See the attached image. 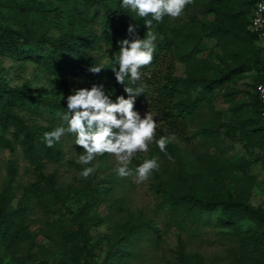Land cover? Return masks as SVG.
I'll use <instances>...</instances> for the list:
<instances>
[{"label":"trees","instance_id":"16d2710c","mask_svg":"<svg viewBox=\"0 0 264 264\" xmlns=\"http://www.w3.org/2000/svg\"><path fill=\"white\" fill-rule=\"evenodd\" d=\"M257 1L81 0L89 24L95 27L86 32L85 38L72 32L51 36L49 27L40 32L27 26L17 30L0 22V53L18 61H35L53 75H69L103 96L93 100H50L34 95L25 84L10 87L0 74V126L3 130L13 128L12 139L0 133V150L9 152L5 165L7 179L0 188V234L5 233L10 242L31 235L26 223L33 207L31 194L45 189L57 199L66 191L58 181L56 170L48 173L43 170L44 159L56 163L61 158L54 123L67 124L81 144L100 145V158L112 153L125 155L132 146L133 118L145 110L154 116L155 123L147 126L146 157L137 156L135 161L148 169L150 187L161 198V207L166 208L170 218L217 211V224L222 228H234L221 230L220 234L238 242V263L264 264V207L250 203L246 182L238 180L232 189L224 184L212 185L210 193H198L197 182L187 172V165L180 161L181 149L175 141L177 138L210 136L221 128H226L225 135L230 139H240L237 126L230 122L212 121L194 130L189 127L197 110L204 101L211 102L219 87L252 71V108L238 126L245 134L244 146L251 154L256 146L264 149V123L254 91L258 83L264 84V46L258 42L264 38V29L254 32L249 28ZM173 6L182 10L191 6L202 7L212 17L207 30L199 34L188 26L168 27L166 23ZM0 10H28L43 15L51 12L49 2L43 0H0ZM190 19L195 20V17ZM161 35L165 36L162 44ZM203 38L214 40L225 51L233 47L241 48V51L233 53L234 61L224 64L223 68L209 64L198 57ZM147 39L154 45L148 46ZM99 40L114 51L109 64L100 62L91 54ZM176 62L206 73L197 80L200 90L196 94H190L191 86L186 77L175 74ZM211 69L217 71L215 76L209 75ZM234 112L236 114V108ZM39 120L47 123L42 124ZM16 146L35 174V181L18 194L15 192L19 168ZM87 149L84 164H73L82 172L85 194L90 195L98 186L112 184L114 178L112 173L97 178V174L91 171L90 162L96 151H92L91 146ZM156 156L179 162L173 179L163 178L159 173ZM208 161L218 177L227 173L217 156L208 155ZM240 163L246 166L244 161ZM74 193L77 199L82 196L79 189ZM73 217L75 233L81 236L82 248L88 255V228L96 225L100 217L96 213L89 214L84 205ZM243 220L252 224L239 230L236 227ZM144 232L152 233L157 240L161 237L160 228L152 218L133 220L129 216L123 224V234L111 244H116V250L122 253L121 259L115 262L113 258L117 251L110 248L100 263L126 264L131 252H126L125 248ZM183 249L179 238L176 256L181 264H203L201 255L188 256ZM60 264L65 261L60 260ZM84 264L95 262L85 258Z\"/></svg>","mask_w":264,"mask_h":264},{"label":"rangeland","instance_id":"374dc122","mask_svg":"<svg viewBox=\"0 0 264 264\" xmlns=\"http://www.w3.org/2000/svg\"><path fill=\"white\" fill-rule=\"evenodd\" d=\"M43 1L49 2L51 12H48V15H43L42 12L31 13L28 10L27 12L0 10V22L17 30L27 26L40 32L49 27L51 36L72 32L85 38L88 30L95 29L88 22L81 0ZM191 16L195 17V20H191ZM211 20V15L200 6H191L187 10L173 6L166 25L176 28L188 26L193 31L203 34ZM130 22L132 24V21ZM166 34L169 36L168 30ZM164 41L165 36L161 35V44ZM258 42L264 46V38ZM146 44L152 46L154 42L147 39ZM202 46L198 57L222 68L224 64L234 61L233 53L238 54L241 51L238 47L225 51L217 46L214 40L206 38L202 39ZM91 54L100 62L109 64L114 51L99 40L98 46L91 50ZM0 74L10 87L25 84L34 95L50 100L66 102L69 99L93 100L103 97L78 79L64 74L53 75L35 61H18L5 53H0ZM175 74L188 79L191 86L190 94L194 95L200 90L197 80L206 73L192 70L191 66L176 62ZM216 74L215 69L209 72L210 76ZM253 76L254 73L249 71L219 87L213 94L211 102H203L189 127V130H194L212 121L230 122L237 126L240 139H230L225 135L226 128H221L210 136L177 138L175 141L181 149L180 161L187 165V172L197 182L198 193H210L212 185L224 184L232 189L235 182L242 180L247 184L250 203L264 207V149L256 146L251 154L244 146L245 134L238 126L240 121L246 119L252 108ZM184 95L185 93H182V96ZM234 108L237 109L236 114ZM38 122L47 123L42 120ZM154 123V116L145 110L136 113L130 134L132 144L130 151L125 155L112 153L102 158L99 157L102 148L100 145L81 144L67 124L54 123L61 158L56 163L44 159L43 170L46 173L56 170L58 181L66 191L57 199L45 189L31 194L33 207L31 206L26 221L31 235L21 236L16 242H10L6 239L5 233L0 234V264H60V260H64L65 264H84L85 258L88 261L93 260L95 264H101L108 249L117 251L116 244H111L123 234V224L129 216L133 220L152 218L160 228L161 237L157 240L150 232L136 236L131 245L125 248L126 252L129 250L131 252L126 264H181L176 256L179 238L182 240L184 253L188 256L194 253L201 255L203 264H239L236 260L239 255L238 242L232 237L220 234L221 230L234 228L219 226L216 221L217 211L170 218L166 208L161 207V198L150 187L151 177L148 169L135 161L137 156L146 157L144 144L147 139V126ZM12 131V127L3 130L0 126V133L10 139ZM89 146L92 151H96L90 161L91 171L97 174V178L112 173L114 180L112 184L98 186L87 195L84 191L82 172L73 162L83 165ZM208 155L217 156L225 166L227 173L222 178L218 177L209 164ZM8 157L7 150H0V188L7 179L5 165ZM15 157L19 163L18 176L15 179V192L18 194L35 181V174L18 146ZM154 159L162 177L173 179L179 162L158 156ZM254 159L259 160L254 162ZM240 161H244L246 166L243 167ZM78 189L82 191L80 199H77L74 193V190ZM15 202L16 198L12 204ZM82 205L88 209L89 214L96 213L100 217L96 225L88 228L90 250L88 255L82 248L81 236L75 233L76 224L73 220V214ZM251 224V221L243 220L236 228L243 230ZM121 254L117 251L113 260L115 262L120 260Z\"/></svg>","mask_w":264,"mask_h":264},{"label":"built area","instance_id":"2783aa9c","mask_svg":"<svg viewBox=\"0 0 264 264\" xmlns=\"http://www.w3.org/2000/svg\"><path fill=\"white\" fill-rule=\"evenodd\" d=\"M249 28L254 32L264 29V0H259L255 4L249 20ZM254 91L261 106V121L264 123V84L258 83Z\"/></svg>","mask_w":264,"mask_h":264}]
</instances>
